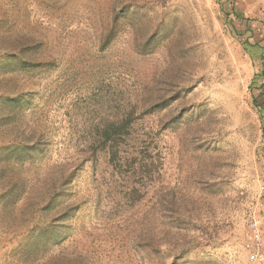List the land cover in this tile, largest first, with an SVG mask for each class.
I'll use <instances>...</instances> for the list:
<instances>
[{
  "label": "rangeland",
  "instance_id": "obj_1",
  "mask_svg": "<svg viewBox=\"0 0 264 264\" xmlns=\"http://www.w3.org/2000/svg\"><path fill=\"white\" fill-rule=\"evenodd\" d=\"M262 49L264 0H0V264H264Z\"/></svg>",
  "mask_w": 264,
  "mask_h": 264
},
{
  "label": "trees",
  "instance_id": "obj_2",
  "mask_svg": "<svg viewBox=\"0 0 264 264\" xmlns=\"http://www.w3.org/2000/svg\"><path fill=\"white\" fill-rule=\"evenodd\" d=\"M244 31L245 32L248 31L247 27L245 25H244ZM108 38H110V37H108ZM243 45L245 46V48H247L248 46H251V47L255 46L254 44L249 42L248 38L243 42ZM261 62H262L261 76L264 77V50L263 49H262V55H261ZM47 63H48V61L46 62V61L40 60L38 63H36V66L42 67L43 64H47ZM263 96H264V94L255 96L253 98V102L255 103V105L257 107H259L261 110H264V97ZM135 112H136V105H134L133 108H131L129 111L124 112L123 115L120 116L118 119L107 121L103 125L100 132H99V128H98L99 133L96 135V138L93 140L91 145L88 147L87 154L90 157H92V156L95 157L96 153L99 150H101V151L107 153L108 158H109L108 161H109L110 165H117L120 163V159L122 158V156H124L127 153L128 146L131 148L132 151H135L137 156L139 154L141 155L142 154L141 149L142 148L147 149L148 144L146 143L145 139H142V138L132 139V137H131L132 127L135 123V120H137V119H134V116H133ZM148 137L149 136L147 134H145V138H148ZM97 146L100 148L98 151L95 150V148H97ZM140 160L142 162H139V163L143 164L140 166H142L145 170L143 172V174L146 173L147 176H145V175L142 176L138 173V171L140 169V167L138 166V168H135L132 170L134 172L133 178L135 179V177H136V179H141L143 177L145 179H147V178L149 179V177H148L149 172H150V178H151L152 173H153V175L155 173V170H153V169H155V168L157 169V167L154 166L153 162L147 163L148 159H146V157H140ZM137 163L138 162H136V164ZM68 178H69V176L66 178L64 177V179H61V185L63 184L62 182H64V184H65V180H67ZM62 180H64V181H62ZM61 185L59 186L60 189L62 187ZM130 194H133V196L136 197V198L132 197V200H134L136 203H138V199H137V196H139L138 191L133 189ZM56 196H57V194H56ZM173 204L176 207V202L173 201ZM154 244L155 243L151 238V246H150L151 249L155 248V247H153Z\"/></svg>",
  "mask_w": 264,
  "mask_h": 264
},
{
  "label": "built area",
  "instance_id": "obj_3",
  "mask_svg": "<svg viewBox=\"0 0 264 264\" xmlns=\"http://www.w3.org/2000/svg\"><path fill=\"white\" fill-rule=\"evenodd\" d=\"M252 234H251V239L252 243L251 246L253 251L255 252V257L259 259V261L264 263V252L262 251V242H261V235L260 231L258 230V223H253L252 224Z\"/></svg>",
  "mask_w": 264,
  "mask_h": 264
}]
</instances>
